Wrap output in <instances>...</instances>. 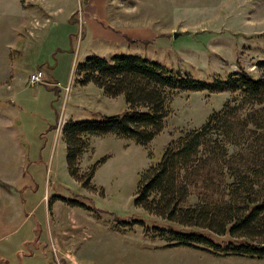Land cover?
Returning <instances> with one entry per match:
<instances>
[{
  "label": "rangeland",
  "instance_id": "1",
  "mask_svg": "<svg viewBox=\"0 0 264 264\" xmlns=\"http://www.w3.org/2000/svg\"><path fill=\"white\" fill-rule=\"evenodd\" d=\"M114 54L146 57L204 81L238 68L255 75V62L264 59V0H0V260L264 264L161 249L137 226L118 230L117 220L144 215L132 204L139 173L181 130L217 111L227 93L176 94L162 130L144 147L91 137L79 160L81 173L95 165L90 185L67 175L61 124L99 121L125 108L121 96L106 98L92 84L76 83L75 64ZM35 70L42 83L28 86ZM73 200L94 211L72 206ZM33 237L37 248L23 247L21 240Z\"/></svg>",
  "mask_w": 264,
  "mask_h": 264
},
{
  "label": "trees",
  "instance_id": "2",
  "mask_svg": "<svg viewBox=\"0 0 264 264\" xmlns=\"http://www.w3.org/2000/svg\"><path fill=\"white\" fill-rule=\"evenodd\" d=\"M254 67L255 75L238 68L204 81L135 54L86 56L75 64L76 83L92 84L106 98L121 96L125 108L99 121L61 124L67 175L90 185L95 165L81 173L79 160L91 137L111 135L144 147L162 130L176 94L227 93L217 111L181 130L139 173L132 204L144 215L117 220L118 230L137 226L161 249L264 260V59ZM71 205L94 211L79 200ZM22 244L36 246L37 240Z\"/></svg>",
  "mask_w": 264,
  "mask_h": 264
},
{
  "label": "built area",
  "instance_id": "3",
  "mask_svg": "<svg viewBox=\"0 0 264 264\" xmlns=\"http://www.w3.org/2000/svg\"><path fill=\"white\" fill-rule=\"evenodd\" d=\"M43 75L40 71H32L27 75L26 84L28 86H35L42 83Z\"/></svg>",
  "mask_w": 264,
  "mask_h": 264
},
{
  "label": "crops",
  "instance_id": "4",
  "mask_svg": "<svg viewBox=\"0 0 264 264\" xmlns=\"http://www.w3.org/2000/svg\"><path fill=\"white\" fill-rule=\"evenodd\" d=\"M9 235H10V234H9ZM24 241H25V239H22V240H21V243H23Z\"/></svg>",
  "mask_w": 264,
  "mask_h": 264
},
{
  "label": "water",
  "instance_id": "5",
  "mask_svg": "<svg viewBox=\"0 0 264 264\" xmlns=\"http://www.w3.org/2000/svg\"><path fill=\"white\" fill-rule=\"evenodd\" d=\"M177 36V34H173V38H175Z\"/></svg>",
  "mask_w": 264,
  "mask_h": 264
}]
</instances>
